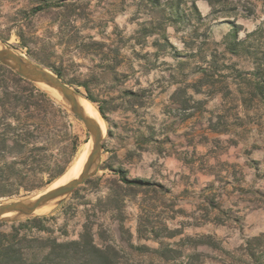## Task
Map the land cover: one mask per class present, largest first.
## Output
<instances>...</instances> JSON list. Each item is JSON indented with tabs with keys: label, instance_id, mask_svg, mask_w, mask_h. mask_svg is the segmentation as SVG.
Segmentation results:
<instances>
[{
	"label": "rangeland",
	"instance_id": "1",
	"mask_svg": "<svg viewBox=\"0 0 264 264\" xmlns=\"http://www.w3.org/2000/svg\"><path fill=\"white\" fill-rule=\"evenodd\" d=\"M40 1L24 28L23 0L0 4L1 44L37 64L19 47L23 28L85 98L87 83L107 121L90 176L0 231L39 218L22 233L71 241L85 225L119 264H264V0ZM20 77L53 103L60 133L34 145L25 188L0 205L46 191L89 136L63 100L20 75L0 70V97L22 93Z\"/></svg>",
	"mask_w": 264,
	"mask_h": 264
},
{
	"label": "trees",
	"instance_id": "2",
	"mask_svg": "<svg viewBox=\"0 0 264 264\" xmlns=\"http://www.w3.org/2000/svg\"><path fill=\"white\" fill-rule=\"evenodd\" d=\"M4 1L6 0H0V4ZM23 2L20 13L23 14L21 20L24 28L30 24L33 15L43 10L45 2ZM23 28L17 33L19 47L27 50V56L32 61L63 80L56 67L37 55L35 47H31L32 39ZM0 40L6 43L8 37L0 35ZM0 70L7 79L19 77L6 67L0 66ZM18 80L24 85L22 93L14 94L4 90L0 97V198L12 197L18 193L19 187L25 188L24 180L34 171L32 167L39 163L32 155L43 149L34 148V145L38 141L48 145L52 141L51 135L54 137L60 133L53 103L46 95L36 93L30 82L21 77ZM78 86L86 91L84 98L94 106L97 101L89 93L87 83H78ZM129 94L136 96L133 92ZM97 111L107 121L103 108L98 106ZM124 182L129 185L136 183L125 179ZM39 220L41 219L33 218L24 221V224L19 223L10 233L0 231V264H119L116 251L110 246L97 245L90 229L85 225L78 239L71 241L22 233L26 225H35Z\"/></svg>",
	"mask_w": 264,
	"mask_h": 264
},
{
	"label": "water",
	"instance_id": "3",
	"mask_svg": "<svg viewBox=\"0 0 264 264\" xmlns=\"http://www.w3.org/2000/svg\"><path fill=\"white\" fill-rule=\"evenodd\" d=\"M0 63L22 76L23 78L38 84H43L57 91L62 100L68 105L72 113L82 121L88 131V143L91 142V148L87 159L84 173L74 181L51 192L40 194L34 201L14 202L0 205V220L10 213L29 214L43 203L57 197H64L79 187L89 176L90 168L97 163L101 149V132L98 126L87 118L76 102V92L65 84L61 79L54 75L48 69L30 62L28 59L17 55L10 49L0 50Z\"/></svg>",
	"mask_w": 264,
	"mask_h": 264
},
{
	"label": "bare ground",
	"instance_id": "4",
	"mask_svg": "<svg viewBox=\"0 0 264 264\" xmlns=\"http://www.w3.org/2000/svg\"><path fill=\"white\" fill-rule=\"evenodd\" d=\"M3 49H6V48L0 42V50H3ZM40 86H42L43 89H46L54 97L62 100L60 94L54 89H51L50 87L43 85V84H40ZM76 102L78 106L81 108V110L83 111L84 115L90 120H92L98 126L101 132V138L103 139V131H104L105 126H104V122L102 118L99 116L98 112L96 111L97 109L89 101H87L84 97H82L79 93H76ZM90 148H91V142L89 141L82 147L81 151L78 153L77 157L75 158L71 167L66 171V173L61 178H59L57 181L52 183L51 186H49L46 191L40 194L54 191L74 181L75 179L79 178L85 171ZM94 167H95V164L94 166L90 168V173L92 172ZM39 195L26 200V202L30 203L34 201ZM62 198L63 197L61 196V197H57L52 200H49L43 203L42 205H40L33 212H30L29 214H20L17 212H13V213L8 214L4 218L5 219H19L21 217H27V215L39 214L40 212H43L44 210L50 208L52 205L59 203V201Z\"/></svg>",
	"mask_w": 264,
	"mask_h": 264
}]
</instances>
